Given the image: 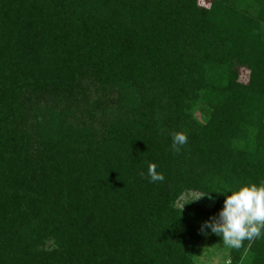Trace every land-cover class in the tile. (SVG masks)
<instances>
[{"label":"trees","instance_id":"obj_1","mask_svg":"<svg viewBox=\"0 0 264 264\" xmlns=\"http://www.w3.org/2000/svg\"><path fill=\"white\" fill-rule=\"evenodd\" d=\"M205 2L0 0V264H264L201 231L264 181V0Z\"/></svg>","mask_w":264,"mask_h":264},{"label":"clouds","instance_id":"obj_2","mask_svg":"<svg viewBox=\"0 0 264 264\" xmlns=\"http://www.w3.org/2000/svg\"><path fill=\"white\" fill-rule=\"evenodd\" d=\"M188 143L187 134L176 132L172 135V150L180 151ZM150 182H163L165 177L156 171V165L148 167ZM224 196L223 206L218 214L205 220L201 231H210L230 248L239 249L244 241L264 238V181L247 183L236 189L223 186L219 191H211ZM206 193L198 194L192 201L198 200ZM230 193V194H228ZM184 206V205H183Z\"/></svg>","mask_w":264,"mask_h":264},{"label":"rangeland","instance_id":"obj_3","mask_svg":"<svg viewBox=\"0 0 264 264\" xmlns=\"http://www.w3.org/2000/svg\"><path fill=\"white\" fill-rule=\"evenodd\" d=\"M200 3L206 4L205 0H200ZM247 76L248 71L242 69L240 73V80L245 82L247 80ZM195 196L197 195H183L180 199V203L185 205L187 201L195 198ZM195 201L196 203L209 208L214 205L215 198L204 195ZM227 252V247L222 245L221 247L214 246L207 239H204L197 247L196 259L200 264H225L228 261Z\"/></svg>","mask_w":264,"mask_h":264}]
</instances>
